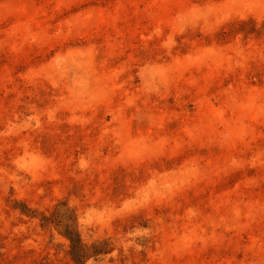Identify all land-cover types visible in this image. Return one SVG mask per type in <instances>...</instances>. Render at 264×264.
I'll use <instances>...</instances> for the list:
<instances>
[{
	"label": "rangeland",
	"instance_id": "obj_1",
	"mask_svg": "<svg viewBox=\"0 0 264 264\" xmlns=\"http://www.w3.org/2000/svg\"><path fill=\"white\" fill-rule=\"evenodd\" d=\"M0 264H264V0H0Z\"/></svg>",
	"mask_w": 264,
	"mask_h": 264
}]
</instances>
